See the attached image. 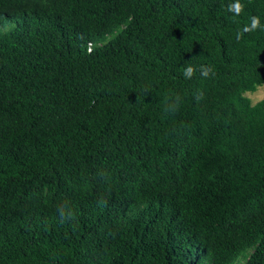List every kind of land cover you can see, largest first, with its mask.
Instances as JSON below:
<instances>
[{
  "label": "trees",
  "instance_id": "trees-1",
  "mask_svg": "<svg viewBox=\"0 0 264 264\" xmlns=\"http://www.w3.org/2000/svg\"><path fill=\"white\" fill-rule=\"evenodd\" d=\"M230 2L0 0V264H264V0Z\"/></svg>",
  "mask_w": 264,
  "mask_h": 264
},
{
  "label": "clouds",
  "instance_id": "clouds-1",
  "mask_svg": "<svg viewBox=\"0 0 264 264\" xmlns=\"http://www.w3.org/2000/svg\"><path fill=\"white\" fill-rule=\"evenodd\" d=\"M244 5L241 3V0H233L227 5V12L232 14L233 18H237L241 15ZM256 31H264V23L261 22V18L258 16H252L249 18V23L243 25L240 30L236 33V39H241L243 33H251ZM199 72L200 77L209 78L213 74L212 68L210 66L200 65L193 66L191 64L183 67L182 76L185 80H191L196 73ZM204 97L203 91H199L195 99L201 100Z\"/></svg>",
  "mask_w": 264,
  "mask_h": 264
},
{
  "label": "rangeland",
  "instance_id": "rangeland-1",
  "mask_svg": "<svg viewBox=\"0 0 264 264\" xmlns=\"http://www.w3.org/2000/svg\"><path fill=\"white\" fill-rule=\"evenodd\" d=\"M247 95L253 103L261 100L264 97V85L258 87L255 92L248 93Z\"/></svg>",
  "mask_w": 264,
  "mask_h": 264
}]
</instances>
